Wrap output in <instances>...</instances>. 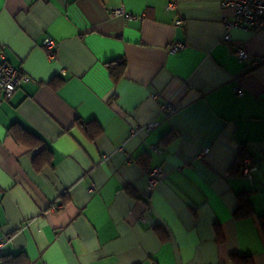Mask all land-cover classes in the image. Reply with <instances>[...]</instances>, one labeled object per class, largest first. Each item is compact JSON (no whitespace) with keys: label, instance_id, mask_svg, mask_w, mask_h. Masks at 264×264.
<instances>
[{"label":"crops","instance_id":"obj_1","mask_svg":"<svg viewBox=\"0 0 264 264\" xmlns=\"http://www.w3.org/2000/svg\"><path fill=\"white\" fill-rule=\"evenodd\" d=\"M169 1L0 0V58L31 78L0 91V257L264 264V62L249 60L264 56V30L232 27L225 41L221 0ZM121 58L114 82L105 63ZM22 129L42 143L18 141ZM153 167L163 174L148 192ZM240 194L253 214L236 219Z\"/></svg>","mask_w":264,"mask_h":264},{"label":"built area","instance_id":"obj_2","mask_svg":"<svg viewBox=\"0 0 264 264\" xmlns=\"http://www.w3.org/2000/svg\"><path fill=\"white\" fill-rule=\"evenodd\" d=\"M178 0L169 1L165 8L167 10L174 9ZM222 7H228L233 10V21H225V31L222 39L230 41V28L238 27L242 29H254L256 31L264 30V0H221ZM114 16H129L126 11L119 7L111 11ZM177 24L181 23V20L176 21ZM45 47L52 49L54 43L47 39L45 41ZM182 47L181 44L177 43L172 46V51H176ZM234 54L238 59L243 61L246 58V53L242 45H238L234 48ZM3 57V56H2ZM0 58V91L3 93L5 98H10L14 91L19 88L23 83L31 80L30 76L26 74L22 69L12 66ZM250 64L256 65L264 62V56L250 58ZM237 95H243L244 91L240 88H234ZM169 110L172 111L170 106ZM157 125V122H149L146 125L148 130L153 129ZM209 152V148H202L197 156H204ZM131 162V159H129ZM239 172L248 178H251V171L255 169L250 157L245 156L238 160ZM163 170L161 167H153L148 172V192H151L157 183L159 182ZM60 205L57 203L54 205V209L59 208ZM5 239L0 238V250L4 245ZM156 264V263H153Z\"/></svg>","mask_w":264,"mask_h":264},{"label":"trees","instance_id":"obj_3","mask_svg":"<svg viewBox=\"0 0 264 264\" xmlns=\"http://www.w3.org/2000/svg\"><path fill=\"white\" fill-rule=\"evenodd\" d=\"M105 67L109 73L110 78L114 82H117L124 74V71L126 69V60L124 58L111 60L105 63ZM81 128L90 139H93L101 132L99 126H96V128L94 129H90L89 124L84 125L83 123H81ZM20 135L21 137L23 136V139H21ZM14 136L18 141L21 140L24 144H27L30 148H35L42 143V140L40 138H38L36 135L26 130H23L22 134H19V132H14ZM164 141L167 142V139L164 138ZM47 158H49V154H47L46 158L42 156V159H47ZM239 197L241 202L240 207L234 213V217L236 219H241L253 214L252 208L249 202L247 201L245 194H240ZM259 219H260L261 230L262 232H264V217H260ZM220 238L221 236L218 235V239ZM0 260H1V264H28V260L23 252H20L17 255L2 256L0 257ZM232 260L236 264H252L251 259L248 257L232 256Z\"/></svg>","mask_w":264,"mask_h":264}]
</instances>
